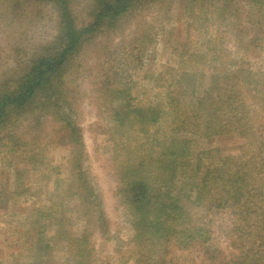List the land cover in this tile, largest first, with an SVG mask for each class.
I'll return each instance as SVG.
<instances>
[{"label":"trees","instance_id":"obj_1","mask_svg":"<svg viewBox=\"0 0 264 264\" xmlns=\"http://www.w3.org/2000/svg\"><path fill=\"white\" fill-rule=\"evenodd\" d=\"M31 1L53 9L55 36L17 61L12 79L0 80V143L10 152L32 153L30 169L37 170L42 156L34 142L45 136L48 121L58 125L77 173L69 192L81 203L78 219H90L71 238L79 244L76 252L68 242L65 256L68 264H92L90 236L107 228L82 177L83 142L72 122L77 102L71 86L88 44L115 35L144 5L160 2L161 11L165 0H91L80 23L70 0ZM239 1L264 15L263 0ZM18 47L12 45L15 54ZM130 57L138 58L132 52ZM212 70L206 77L188 70L169 77L160 104L146 109L131 104L126 76L123 82L103 79L100 96L108 100L118 138L112 140L117 194L131 218L136 264H264V84L256 85L241 65ZM222 135L242 140L239 151L192 149L195 136Z\"/></svg>","mask_w":264,"mask_h":264},{"label":"rangeland","instance_id":"obj_2","mask_svg":"<svg viewBox=\"0 0 264 264\" xmlns=\"http://www.w3.org/2000/svg\"><path fill=\"white\" fill-rule=\"evenodd\" d=\"M70 4L78 23L87 18L91 0H70ZM161 4V11L160 2L138 8L115 35L100 36L88 44L81 52L80 77L71 86L77 102L72 122L83 142L82 177L101 205L107 228L90 236L87 250L93 249L88 257L92 264H136L138 259L131 244L129 211L117 194L112 140L118 138L112 130L108 100L100 96L104 77L123 82L126 76L131 104L144 109L160 104L171 85L166 79L179 77L182 70L206 77L212 68L222 72L241 65L256 85L264 84L262 13L239 0L224 4L165 0ZM55 28L51 7L31 0H0V80L12 79L15 63L24 62L37 47L52 40ZM12 45H19L18 53ZM130 52L138 58L133 60ZM45 127V136L32 146L42 156L37 170L30 169L32 153L10 152L7 144L0 143V264H68L67 244L76 252L79 244L71 238L75 240L90 220L78 219L81 203L69 192L77 173L69 165L62 132L49 121ZM158 130L160 137V125ZM192 141L195 151L231 153L243 145L228 135L195 136Z\"/></svg>","mask_w":264,"mask_h":264}]
</instances>
